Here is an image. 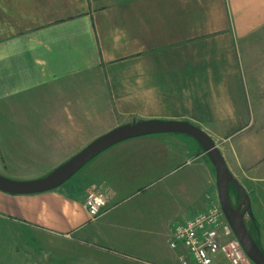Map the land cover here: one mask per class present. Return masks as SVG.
<instances>
[{
	"label": "crops",
	"instance_id": "0c3cea01",
	"mask_svg": "<svg viewBox=\"0 0 264 264\" xmlns=\"http://www.w3.org/2000/svg\"><path fill=\"white\" fill-rule=\"evenodd\" d=\"M151 119L200 127L250 195L264 190V0H0V128L13 132L0 133V147L56 168L112 129ZM174 135L120 142L51 191L0 190L1 235L73 232L93 244L84 264L171 259L166 230L220 201L202 146ZM92 187L109 203L90 222Z\"/></svg>",
	"mask_w": 264,
	"mask_h": 264
},
{
	"label": "rangeland",
	"instance_id": "374dc122",
	"mask_svg": "<svg viewBox=\"0 0 264 264\" xmlns=\"http://www.w3.org/2000/svg\"><path fill=\"white\" fill-rule=\"evenodd\" d=\"M12 116H6L5 118L9 121ZM0 126H2L0 124ZM2 132L0 128V133ZM7 133L8 138H12L11 131L2 132ZM179 135L181 138L189 140L197 146V150L201 149V144L192 136L186 134H178V133H164L160 134L161 136L166 135ZM175 136V135H174ZM91 161L86 164L78 173H76L69 181H67L64 185L72 184L78 182L81 177H84L85 172H87ZM62 165V164H60ZM59 165V166H60ZM58 165L56 166L59 167ZM52 167V168H51ZM55 166H50L47 162H40L34 156H29V154H18L14 152L13 148L0 147V174L14 180H34L45 177L53 170L56 169ZM213 173L216 179V171L215 167L212 164ZM45 173H41L42 171ZM51 169V170H50ZM36 171V172H35ZM41 171V172H38ZM30 174L39 175L38 178H23L24 176H29ZM10 175V176H9ZM41 175V176H40ZM170 177H165L159 182H151L142 186V188L137 189L138 193L131 196L129 201L134 202L140 198L141 195L147 194L151 190L157 187V185H161L163 182L169 180ZM95 188L102 187H92L87 189L85 192V199L89 195V193ZM135 188L132 190L134 191ZM246 190V189H245ZM247 191V190H246ZM248 193V192H247ZM149 194V193H148ZM231 199L232 203L237 206L241 201L240 194L236 191L235 188H231ZM249 194V193H248ZM250 200L252 203V209L254 213V219L249 215L246 216V225L249 232L252 234L253 238L256 242L264 250V190L261 189L259 194L250 195ZM109 203V202H108ZM107 206L102 210V212L95 218L90 216L89 221H96L99 219L106 209ZM216 205L218 204L215 203ZM220 204V201H219ZM172 206L169 204L166 209H170ZM163 213V219L161 223L166 224L168 226L170 215L168 214V210ZM169 217V218H168ZM179 223V222H178ZM177 224V223H176ZM1 229V228H0ZM6 230V229H5ZM37 232L31 228H25L21 231L19 235L13 236L9 233H4L5 235H1L0 233V264H84V261L92 260L96 254L93 249V244L83 243L78 240L73 232H67L60 237H51L48 232H44L42 229L37 228ZM43 231V232H38ZM166 241L171 243L172 233L169 232V229L166 230ZM12 236V237H10ZM56 250H55V249ZM170 248L171 245H170ZM172 250H174L172 248ZM108 251V250H106ZM175 251V256L171 259H166L163 263H153V264H181L180 262V252ZM54 259H52V258ZM51 258V260L49 259ZM227 260L224 258L216 259V264H227ZM152 264V262H151Z\"/></svg>",
	"mask_w": 264,
	"mask_h": 264
},
{
	"label": "water",
	"instance_id": "95a60500",
	"mask_svg": "<svg viewBox=\"0 0 264 264\" xmlns=\"http://www.w3.org/2000/svg\"><path fill=\"white\" fill-rule=\"evenodd\" d=\"M178 133L194 137L208 155L216 171V184L221 208L233 229L235 236L255 264H264V250L255 241L246 225V216L254 219L250 196L242 184L234 177L226 160L213 138L200 127L188 121L175 120H140L118 126L93 140L79 153L57 167L45 177L34 180H14L0 174V190L10 194H36L54 190L78 173L92 159L128 139L164 134ZM240 194L238 206L232 203L230 186Z\"/></svg>",
	"mask_w": 264,
	"mask_h": 264
},
{
	"label": "built area",
	"instance_id": "2783aa9c",
	"mask_svg": "<svg viewBox=\"0 0 264 264\" xmlns=\"http://www.w3.org/2000/svg\"><path fill=\"white\" fill-rule=\"evenodd\" d=\"M107 203L105 189L95 188L86 197L85 208L95 218ZM170 245L181 253V264H216L220 258H225L227 264H255L235 236L219 203L177 223Z\"/></svg>",
	"mask_w": 264,
	"mask_h": 264
},
{
	"label": "trees",
	"instance_id": "16d2710c",
	"mask_svg": "<svg viewBox=\"0 0 264 264\" xmlns=\"http://www.w3.org/2000/svg\"><path fill=\"white\" fill-rule=\"evenodd\" d=\"M231 188H234L232 185L230 186V192H231ZM237 191V190H236ZM238 192V191H237ZM239 193V192H238Z\"/></svg>",
	"mask_w": 264,
	"mask_h": 264
},
{
	"label": "flooded vegetation",
	"instance_id": "af4514ba",
	"mask_svg": "<svg viewBox=\"0 0 264 264\" xmlns=\"http://www.w3.org/2000/svg\"><path fill=\"white\" fill-rule=\"evenodd\" d=\"M239 205V203L237 204V206Z\"/></svg>",
	"mask_w": 264,
	"mask_h": 264
}]
</instances>
